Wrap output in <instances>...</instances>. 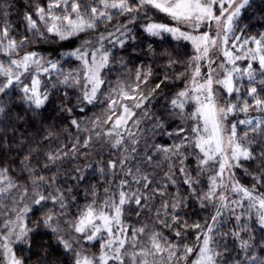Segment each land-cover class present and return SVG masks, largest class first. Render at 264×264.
<instances>
[{
	"label": "snow or ice",
	"instance_id": "1",
	"mask_svg": "<svg viewBox=\"0 0 264 264\" xmlns=\"http://www.w3.org/2000/svg\"><path fill=\"white\" fill-rule=\"evenodd\" d=\"M254 3L27 0L20 17L24 32L18 35L19 27L8 19L11 5L0 2V125L7 121L0 127V264H28L17 254L20 244L27 249L19 251L29 253L38 247L33 253L36 264H49V248L37 246L30 236L41 224L56 235L67 264H264V33L248 35L240 27L255 14H248ZM256 8L264 21V7ZM160 16L170 22H161ZM166 35L192 47L183 71L177 69L175 76L167 71L181 63L178 52L158 51L149 42V53L167 58L163 78L153 82V66H140L130 82L118 81L103 92L113 48L135 47L142 38L163 41ZM77 39L78 46L55 57L30 50L41 42L63 47ZM73 61L77 66L65 68ZM241 61L246 65L241 67ZM119 63L127 67L123 58ZM174 80L187 83L167 98L165 113L191 124L168 133L176 137L170 146H149L144 140L142 154L141 124L152 119L146 105ZM13 94L36 117H42L53 95L60 96V109L69 116L74 104L81 112L86 105L106 106L89 121L90 127L71 119V126L87 133L83 140L77 136L70 144L44 150L51 132L42 140L28 139L26 133L8 137L9 128L19 131L15 124L22 119L12 115ZM163 127L158 115L153 129ZM94 139L109 146L112 158L70 174L82 181L84 170L92 168L102 181L86 189L81 205L73 187L62 186L60 170L66 160L89 155L81 149L93 148ZM14 145V159L8 160ZM157 153L162 160L154 159ZM190 157L194 170L186 164ZM152 168H161L162 175L153 174ZM14 171L27 173L25 185ZM206 174L205 189L201 178ZM178 176L187 195L179 190ZM68 178L65 173L64 180ZM169 185L177 191L170 192ZM192 199L199 208L211 209L203 222H192L184 211ZM34 210L43 213L36 229L26 223ZM145 210L148 221L140 219ZM132 215L138 218L136 224L128 222ZM189 231L194 243L188 242Z\"/></svg>",
	"mask_w": 264,
	"mask_h": 264
},
{
	"label": "trees",
	"instance_id": "2",
	"mask_svg": "<svg viewBox=\"0 0 264 264\" xmlns=\"http://www.w3.org/2000/svg\"><path fill=\"white\" fill-rule=\"evenodd\" d=\"M2 2V0H0ZM7 3L11 5L8 9L9 16L8 19L11 20L12 24L19 27L18 35H23L24 28L21 24L20 17L23 15L24 11L27 9V0H7ZM256 5H260L264 7V3L262 0H255L254 6L249 10V15H252L251 20H247L246 23L242 22L240 27L245 29L248 35H257L260 33H264V21L261 20V13L257 10ZM30 10V9H29ZM161 22H170L166 17H159ZM117 21H113L116 23ZM151 42L152 47L156 48L158 51H164L167 48L168 51H173L179 53L181 58V63L176 65L174 69H167V71L175 76L176 70L183 71L186 67L188 56L192 53V47L187 42H176L171 39L170 36H165L162 41L160 38H142L137 42V45L133 47L131 44L126 49H121L119 47L113 48L114 58L111 61V64L108 69L103 73L104 78L106 80V86L103 89V92L107 93L111 87H115L118 81L130 82L134 79L135 70L137 67L145 66L147 67L149 64L153 66V78L152 81H156L163 78V74L165 72V61L166 57L154 56L148 52V44ZM171 44V47H168V44ZM161 44L164 47H161ZM79 45V40H74L70 42H66L65 46H61L60 44H52V43H44L41 42L39 44H33L30 50H37L40 54L48 57H55L59 55L61 51H68L71 48H74ZM108 47L111 48L110 45ZM123 58L126 68L122 67L119 61ZM2 59V58H0ZM247 62L245 61L243 66ZM77 66V62L73 61L71 65H65V68ZM186 80H174L173 82H169L167 87L164 89L162 95L156 96L151 100L150 103L146 105L148 111L150 112L152 119H144L141 127L145 130L144 137L142 138L140 144V150L143 154L145 150L144 140H147L149 146L154 144H159L161 146H170L176 141L175 136H169V132H173L178 127H189L190 121H183L175 116L167 115L165 113V109L163 105L167 102V98L172 96L176 91L182 89L185 85ZM244 84H247V80L243 81ZM148 87V86H146ZM12 99L14 100L13 105V117L19 115L22 119L17 120L15 127L19 129L13 133L12 129L9 128L7 135L8 137H12L15 135L19 137L22 133L27 134V138L31 139L32 137H36L39 140H42L45 135H48L49 132L52 133L51 137L43 141L44 150H47L48 147L53 149L60 147L62 144H70L75 140L77 136L83 140V138L87 135L86 132H78L77 129L71 126V119H77L83 124L90 127L89 121L91 119H95L97 116H100L105 109V103H96L94 105H86L85 111H79V107L74 104L75 111L69 116L68 113L62 112L60 109V96L53 95L51 97L50 102L48 103L45 110H43L42 117H36L31 112L27 111L26 106L19 99L16 94H13ZM74 99V97H73ZM101 100H103V96H101ZM190 110V109H189ZM142 110H137V113L140 114ZM161 116L163 118L164 127L163 128H155L153 129V124L156 120L157 116ZM252 115H256V113H252ZM234 117L232 119H235ZM242 118V117H238ZM43 121V123L41 122ZM7 124V121L4 122V125ZM4 125H0L3 127ZM18 143V141H17ZM6 150V149H5ZM151 151V147L148 149ZM15 145L13 146V155L9 156L7 159L12 160L15 156ZM81 152H87L89 155L80 156L77 160H66L64 167L60 170L61 172V180L63 181L62 186H72L74 191L77 193V202L83 205L86 202V198L84 196V192L88 189L92 184H101L102 181L99 177V173L93 171L92 168H88L84 170L85 179L82 181L73 180L70 178V174L77 167L83 168L86 164H92L93 167H96L97 162L102 158H112L110 153V148L107 145H102L99 142H96L94 139V147L90 149H81ZM154 159L162 160V154H155ZM106 162V160H105ZM18 163V160H17ZM186 164L189 166L190 170L195 169V163L193 158H189L186 161ZM13 169H15L16 165H12ZM144 167H148V165H144ZM179 164L177 162V168ZM163 171L167 170V164H162ZM155 175H162L161 168H152L149 169ZM69 174V178L65 181L64 174ZM13 175L18 178V182L23 186L27 183L28 177L27 173H20L18 171H14ZM48 176L52 175V172H47ZM241 178L240 175L237 177ZM179 181V190L187 195V192L184 190V186L182 185V177H177ZM203 182V187L206 189L207 187V174L201 178ZM245 183L250 184L249 178H243ZM101 194L103 192L102 187L100 188ZM169 191L175 193L177 188H173L169 185ZM160 197L156 198L155 204L159 206ZM10 203V202H7ZM53 206L49 203L48 208H52ZM76 209L73 208L72 212H75ZM187 216L190 218L192 222H203L206 218L211 215V209H201L198 206V202L195 199L190 201V207L184 210ZM43 213L39 210H34L32 213H29V218L26 220V223L29 224L30 227L36 229V221L40 219ZM150 217V213L145 210V216L140 218L143 221H148ZM137 217L132 215L128 218V222L131 224L137 223ZM169 237H171V232L168 230H164ZM30 236L35 238V244L37 246L44 245L49 248V264H67V261L60 255L62 252L61 246L58 245L56 240V235L52 233L49 229L44 227L42 224L35 231L30 233ZM188 242L194 243V234L189 231L187 233ZM257 240L259 241L261 238L259 236V230L257 229ZM98 248V245L96 246ZM15 249L17 250V254L22 256L25 260L28 261V264H36V256L33 254L38 250L37 248L33 249V253H29L27 251H19V249H27L26 244L16 245ZM257 255H261L260 249H256Z\"/></svg>",
	"mask_w": 264,
	"mask_h": 264
},
{
	"label": "rangeland",
	"instance_id": "3",
	"mask_svg": "<svg viewBox=\"0 0 264 264\" xmlns=\"http://www.w3.org/2000/svg\"><path fill=\"white\" fill-rule=\"evenodd\" d=\"M110 46H111V45H110ZM111 47H112V46H111ZM244 62H245V61H241V62H239L241 67H243V64H242V63H244ZM245 65H246V64H245ZM245 65H244V66H245ZM185 83H187V81H186ZM142 111H143V110H142ZM142 111H141V112H142Z\"/></svg>",
	"mask_w": 264,
	"mask_h": 264
}]
</instances>
